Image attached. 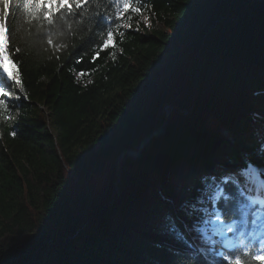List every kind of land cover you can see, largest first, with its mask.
<instances>
[{
  "label": "trees",
  "instance_id": "obj_1",
  "mask_svg": "<svg viewBox=\"0 0 264 264\" xmlns=\"http://www.w3.org/2000/svg\"><path fill=\"white\" fill-rule=\"evenodd\" d=\"M143 3L151 27L133 15L140 31L126 30L95 61L87 21L74 25L78 36L64 28L53 37L66 45L60 50L47 45L46 32L21 26L28 98L11 102V120L0 118V264H211L208 253L144 232L169 204L171 171L187 170L185 203L195 204L224 186L203 174L215 160L264 168V0ZM81 71L89 73L84 83ZM125 150L140 154L122 155L116 170ZM105 162L110 180L101 194L91 170ZM192 207L193 219H203ZM158 222L193 246L174 215Z\"/></svg>",
  "mask_w": 264,
  "mask_h": 264
},
{
  "label": "snow or ice",
  "instance_id": "obj_2",
  "mask_svg": "<svg viewBox=\"0 0 264 264\" xmlns=\"http://www.w3.org/2000/svg\"><path fill=\"white\" fill-rule=\"evenodd\" d=\"M146 9L143 0H0V118L11 120V102L19 101L21 94L28 98L18 55L23 51L19 46L22 25L27 26L29 34L33 28L38 33L46 32L47 45L60 50L66 45L56 44L53 37L62 36L64 28L78 36L73 31L74 25L87 21L84 39L93 41L90 50L91 60L95 61L102 52L117 48V37L122 42L126 30L140 31L141 21L136 22L135 29L131 21L133 15H142ZM142 21L145 27H151L148 15H142ZM87 54H81L77 62ZM109 55L115 60V51ZM78 75L84 77L89 73L81 71ZM11 135L15 137L17 133L12 131ZM248 169L247 176L241 173L235 180L228 176L224 186H217L210 197L213 207L209 216L215 217V228L210 233L204 232L203 238L212 245L211 264H264V209L257 207L251 193L245 195L241 179L252 188L253 179L264 184V168L248 166ZM229 184L236 189L235 193H228ZM203 222L208 224L211 220Z\"/></svg>",
  "mask_w": 264,
  "mask_h": 264
},
{
  "label": "rangeland",
  "instance_id": "obj_3",
  "mask_svg": "<svg viewBox=\"0 0 264 264\" xmlns=\"http://www.w3.org/2000/svg\"><path fill=\"white\" fill-rule=\"evenodd\" d=\"M168 58H169L168 56L160 57L157 61V64L163 66L164 62L167 61ZM77 78L79 79V81L81 83L85 82L84 77H80L78 75V73H77ZM263 83H264V81H263ZM262 112L264 114V109L262 110ZM224 162L220 161V160H215V162H213V163H215V165L217 167H219L220 169H223L224 170L223 172L225 175H229L231 172L237 171L238 173H240V174L244 173V175L247 176L248 171L247 172H244L243 170L239 171L238 168L232 167L233 164H230V162H227V163L226 162L224 163ZM225 164H227V166ZM180 169H185V168L184 167H177L176 169L171 171V173L169 175L170 181H173V182L176 181L177 183H179L180 177L177 175L178 174L177 171ZM110 171H111V167H110V164L108 162H105L101 166L100 170H95V169L91 170V187L94 191L99 192L101 194H105L107 187H108V184H109V180H110ZM185 171H187V170H185ZM175 174L177 175L176 177H175ZM183 179L185 181L184 182V184H185L184 190L182 191V194H181V192L178 191L176 193L177 197L174 198V201H173V203L175 205L174 208H176L175 210L177 211L176 215H174V216L177 219L178 223L182 226L184 232L189 236L190 241L193 244V246L186 245L179 238H176L171 233V228H169L167 226L166 222H158L159 218L161 217V213H158V215L155 216V218H154L155 221L149 219V221L146 222L149 225L150 229H148L147 231L144 230V232H146L152 238L161 239L162 242H167L168 244H170L172 246L182 248V249H188L191 251L197 249V250H200L204 253L209 254L211 249H212V245L211 244H209L208 246L206 244L204 245L205 240H204L203 236H204V232L210 233V231L213 228H215V224H214L215 217L214 216L210 217L209 214H207V212L210 211L211 209L206 208L201 213H202V216H203V214H206V216L208 215V217H206L204 215L203 219H200V220L193 219L192 213L188 209L191 206H193L192 208H194L195 211H198V210H196L197 208H196L195 204L187 203L186 207H184L182 210H179L180 209L179 204H182V200H184L185 194L187 193V191H189V189L187 188V187H189V179L187 177H184ZM225 179L226 178H224V180ZM253 180H255V179H253ZM185 188H187V189H185ZM153 197H154V195H151V198H153ZM165 197H166V195L164 193L163 198H165ZM160 198L162 199V197H160ZM202 201L206 202L207 204L210 203V200H209V198H207V195H203ZM153 203H154V199L152 201H150V204L148 205V207L150 209L153 207V205H154ZM263 203H264V201H263ZM261 204H262V202H260L259 205H261ZM187 211H189V212H187ZM152 214H153V212H151L150 215L147 216V218H150V216H152ZM161 218L164 219L163 216ZM208 220H211V222L208 224H205L203 222V221H208ZM189 225H190V227H189ZM198 235H202V238L201 237L197 238ZM206 248L208 249L207 252L205 251Z\"/></svg>",
  "mask_w": 264,
  "mask_h": 264
},
{
  "label": "water",
  "instance_id": "obj_4",
  "mask_svg": "<svg viewBox=\"0 0 264 264\" xmlns=\"http://www.w3.org/2000/svg\"><path fill=\"white\" fill-rule=\"evenodd\" d=\"M143 148V145H140V150ZM125 153H127L128 155H130L131 157H136L140 154V152H134V151H131V150H125L123 151L119 156H118V160H117V164H116V170L119 169V165H120V161H121V157L122 155H124ZM119 177L120 175L117 173L116 174V180H115V190H119ZM158 239V238H157ZM158 240H161V239H158Z\"/></svg>",
  "mask_w": 264,
  "mask_h": 264
},
{
  "label": "bare ground",
  "instance_id": "obj_5",
  "mask_svg": "<svg viewBox=\"0 0 264 264\" xmlns=\"http://www.w3.org/2000/svg\"><path fill=\"white\" fill-rule=\"evenodd\" d=\"M209 174H210V173H209ZM224 175H225V174H224ZM252 181H253V180H252ZM256 189H258V191H260L261 193H263V192H264V190H263V189H264V185H261V186L256 187V188H252L253 192H256ZM253 198H254V199H258V198H257V195H254ZM206 217H208V215H207ZM189 227H190V225H189ZM211 229H212V228H211ZM212 230L214 231V228H213ZM212 230H211V231H212ZM211 231H210V232H211ZM200 237L202 238V235H198V236H197V238H200Z\"/></svg>",
  "mask_w": 264,
  "mask_h": 264
}]
</instances>
